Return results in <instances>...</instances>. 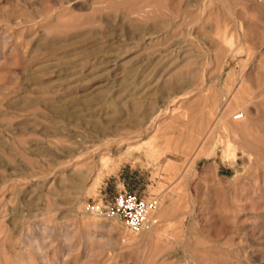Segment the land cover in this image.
<instances>
[{"label": "rangeland", "instance_id": "obj_1", "mask_svg": "<svg viewBox=\"0 0 264 264\" xmlns=\"http://www.w3.org/2000/svg\"><path fill=\"white\" fill-rule=\"evenodd\" d=\"M0 264H264V0H0Z\"/></svg>", "mask_w": 264, "mask_h": 264}, {"label": "built area", "instance_id": "obj_2", "mask_svg": "<svg viewBox=\"0 0 264 264\" xmlns=\"http://www.w3.org/2000/svg\"><path fill=\"white\" fill-rule=\"evenodd\" d=\"M241 119L240 115L233 120ZM157 200L144 198L135 193L122 192L110 197L97 195L85 204V212L94 218L117 220L130 235L149 231L153 224V213Z\"/></svg>", "mask_w": 264, "mask_h": 264}, {"label": "bare ground", "instance_id": "obj_3", "mask_svg": "<svg viewBox=\"0 0 264 264\" xmlns=\"http://www.w3.org/2000/svg\"><path fill=\"white\" fill-rule=\"evenodd\" d=\"M235 116H236V115H235ZM240 116H241V118H244V117H245V115H241V114H240ZM230 149H231L230 145L227 144L226 147H225V152H226V154H228V153L230 152ZM153 214H154V213H153Z\"/></svg>", "mask_w": 264, "mask_h": 264}]
</instances>
